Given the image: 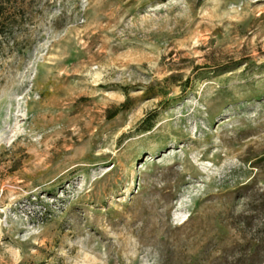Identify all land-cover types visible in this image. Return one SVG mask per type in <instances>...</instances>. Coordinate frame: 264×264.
Here are the masks:
<instances>
[{
	"label": "rangeland",
	"instance_id": "rangeland-1",
	"mask_svg": "<svg viewBox=\"0 0 264 264\" xmlns=\"http://www.w3.org/2000/svg\"><path fill=\"white\" fill-rule=\"evenodd\" d=\"M0 264H264V0L5 5Z\"/></svg>",
	"mask_w": 264,
	"mask_h": 264
},
{
	"label": "trees",
	"instance_id": "trees-1",
	"mask_svg": "<svg viewBox=\"0 0 264 264\" xmlns=\"http://www.w3.org/2000/svg\"><path fill=\"white\" fill-rule=\"evenodd\" d=\"M13 0H0V21L3 16V12L5 10V5L9 4Z\"/></svg>",
	"mask_w": 264,
	"mask_h": 264
}]
</instances>
